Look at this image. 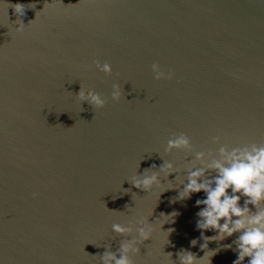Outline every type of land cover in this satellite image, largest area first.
Here are the masks:
<instances>
[{
	"label": "water",
	"instance_id": "obj_1",
	"mask_svg": "<svg viewBox=\"0 0 264 264\" xmlns=\"http://www.w3.org/2000/svg\"><path fill=\"white\" fill-rule=\"evenodd\" d=\"M179 134L192 152L167 151ZM251 144H264V0H0V264H104L135 234L112 225L139 217L155 232L136 264L203 257L205 193L178 199L195 153ZM166 161L178 171L153 191L131 182ZM238 235L208 242L211 264H234Z\"/></svg>",
	"mask_w": 264,
	"mask_h": 264
},
{
	"label": "clouds",
	"instance_id": "obj_2",
	"mask_svg": "<svg viewBox=\"0 0 264 264\" xmlns=\"http://www.w3.org/2000/svg\"><path fill=\"white\" fill-rule=\"evenodd\" d=\"M34 6V4L25 5L23 3L14 5L16 12L20 15L25 14L26 7ZM25 27L23 22H18L16 30L23 31ZM98 67L107 74L113 72L112 65L109 63ZM152 69L156 79L170 78V74L163 71L159 63L153 64ZM113 89L112 98L120 100L123 95L121 86L114 84ZM81 99L85 104H92L95 108H103L107 103L100 93L89 95L85 91L81 95ZM219 140V137L215 138L217 143ZM173 150L192 152L191 138L186 134H179L170 139L167 151L171 153ZM196 161L203 166L196 167ZM192 165L178 199L191 198L193 193L201 191L205 193L203 198L196 200V204L201 206L197 213L199 217L197 228L201 230L204 240L200 248L205 252V255L198 258L195 253L182 250L179 254L180 264H206V262L211 264V257L220 249L210 248L208 242L221 241L235 233H239V235L233 242L238 252V258L234 264H264V144H251L231 149L224 146L219 149L218 157L203 151L196 152ZM177 171L175 163L166 161L160 166L159 172L135 177L131 182L137 188L151 192L162 184L161 173L169 176ZM210 171L215 172L216 175H210ZM169 188L161 192L167 191ZM242 196L246 198L243 206L240 204ZM250 205L255 206V212L249 207ZM175 215L176 213H172L170 216L163 215L166 219L162 225L172 221ZM148 218H137L135 229L123 223L112 225V229L117 233L131 234L135 232V234L122 244L121 255L106 253L103 258L104 264H112L113 261L115 264H136L134 257L140 254V246L144 245L145 241L152 240L155 232V223H150ZM158 221L160 219L156 223ZM174 230L169 228L166 233L169 236ZM209 230H214L217 234L205 235L204 233ZM198 242L197 239H193L191 244L195 246ZM168 243H170L169 240ZM223 247L232 248V244L223 245Z\"/></svg>",
	"mask_w": 264,
	"mask_h": 264
}]
</instances>
